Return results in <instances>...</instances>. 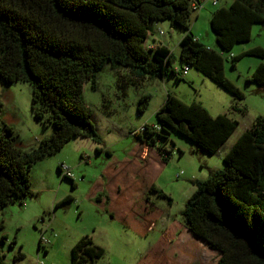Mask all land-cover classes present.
<instances>
[{
    "label": "trees",
    "instance_id": "1",
    "mask_svg": "<svg viewBox=\"0 0 264 264\" xmlns=\"http://www.w3.org/2000/svg\"><path fill=\"white\" fill-rule=\"evenodd\" d=\"M203 1L0 0V214L9 204L33 195L31 173L37 163L78 137L103 144L85 87L89 84L97 90L99 74L106 67L116 73L122 95L130 85L139 86L169 73L182 80L185 67L193 66L236 100L245 99L243 90L226 74L225 51L232 52L237 44L252 40L255 25L264 24V0H233L213 12L211 26L220 51L192 32L193 12ZM165 20L185 32L180 41L182 68L173 67L174 55L167 45L148 46L151 32H156L154 23ZM245 55L264 58V47L233 54L232 65ZM248 81L264 89V62ZM16 82L31 86L33 116L52 130L29 149L21 146L20 135L3 119L1 84ZM151 97L149 93L140 97L139 113L148 109ZM234 108L240 110L238 105ZM156 116L154 124L146 123L136 135L141 156L150 159L146 148H152L164 163L173 154V130L214 154L239 125L227 114L213 116L202 102L187 103L172 92ZM105 152L111 156L109 149ZM224 161V168L196 183L183 210L185 225L219 252L217 264H264V115L234 142ZM58 168L61 171V165ZM150 174L143 173L136 204L155 190ZM95 192L97 202L107 210L119 196L102 185ZM72 199L68 195L63 202ZM4 229L5 221L0 219V264H7L4 245L9 236ZM15 244L16 239L11 246ZM105 252L92 236L85 235L72 248L71 264H96ZM25 257L20 253L14 261Z\"/></svg>",
    "mask_w": 264,
    "mask_h": 264
},
{
    "label": "rangeland",
    "instance_id": "2",
    "mask_svg": "<svg viewBox=\"0 0 264 264\" xmlns=\"http://www.w3.org/2000/svg\"><path fill=\"white\" fill-rule=\"evenodd\" d=\"M232 1L219 0L214 5L212 0H204L193 12L192 32L219 51L211 17L217 8ZM153 27L156 32H151L149 40L154 36L162 40L174 55L173 67L182 68L180 41L184 30L170 20L158 21ZM159 29L163 34H159ZM256 46L264 47L263 24L255 26L250 42L237 44L232 52L225 51L226 74L246 96L240 101L193 66L182 80L169 73L164 78L147 79L139 86L130 85L125 95L117 88L114 71L110 67L101 71L98 89L87 84L85 97L111 156L79 140L68 143L46 163L34 166L33 195L23 202L9 204L0 214L5 221L4 233L9 236L4 245L7 264H16L14 258L20 253L26 255L20 260L23 264H71L72 248L85 235L92 236L106 250L96 264H158L160 255L161 264H217L219 252L185 229L183 210L197 188L196 183L224 168V158L234 142L253 126L257 117L264 115V89L248 81L264 58L245 55L236 66L232 65L233 54L240 55ZM1 91L4 121L14 127L23 142H29L43 130L32 113L31 86L23 82L2 83ZM168 92L187 103L200 101L213 116L227 114L239 125L214 154L173 130L171 159L155 167L150 159L141 156L142 145L136 132L146 123L157 121L156 113ZM145 93L151 94V101L148 109L139 113L138 102ZM104 103L111 111L109 116ZM63 162L72 168L75 188L72 180L59 171ZM151 165L156 169L152 180L155 190L136 204L135 193L141 190L143 173L150 171ZM101 185L111 195L119 193L111 209L97 202L95 190ZM68 195L73 199L64 203ZM43 234L51 240L48 253L44 245L39 248ZM14 239L15 248L11 246Z\"/></svg>",
    "mask_w": 264,
    "mask_h": 264
},
{
    "label": "crops",
    "instance_id": "3",
    "mask_svg": "<svg viewBox=\"0 0 264 264\" xmlns=\"http://www.w3.org/2000/svg\"><path fill=\"white\" fill-rule=\"evenodd\" d=\"M256 26V25H255ZM255 29V27L253 28V30ZM197 38H199L201 41H202V39H201V37L199 36V35H195ZM147 43H148V45H149V43H155L156 45H158V44H164V45H166L162 40H158V38L157 37H152V40H149L148 39V41H147ZM209 47H211V46H209ZM251 48H253V47H249V48H247V49H245L244 51H247V50H249V49H251ZM243 51V52H244ZM114 74L116 75V73L114 72ZM119 96V95H118ZM108 100L107 99H104V102H107ZM165 102V101H164ZM104 107L106 108V110H105V113L109 116V115H111V111L107 108V104L106 103H104ZM93 118H94V116H93ZM96 124V123H95ZM96 126H97V128H98V131H99V133L101 134V131H100V128H99V126L96 124ZM43 127V126H42ZM43 130H42V132L40 133V134H38V135H36L34 138H32V139H30V141L29 142H23V140H21V146L23 147V148H25V149H27L29 146H30V148L31 147H34V146H37L38 145V143L40 142V140L44 137V136H46V135H49L51 132H52V130L50 129V128H42ZM79 140H84V141H87L88 143H90V145L92 146V147H94L97 151H98V148H100V149H102V151H105V150H107V146H106V144L104 143V141H103V144H99V143H97V142H95V141H93L92 139H90V138H85V137H78V138H75V139H73L72 141H70V142H73V141H79ZM69 142V143H70ZM66 146V145H65ZM64 146V147H65ZM63 147V148H64ZM147 149V151L149 152V154H150V161L153 163V164H155V167L156 166H159L160 165V163H161V161H162V156H160V155H158L157 154V152L154 150V149H152V148H146ZM60 152V151H59ZM58 152V153H59ZM100 152V151H99ZM56 155V154H55ZM54 156V155H53ZM52 157V156H51ZM50 158V157H49ZM49 158H47V159H49ZM47 159H45V160H43V161H41V162H39V163H46V161H48ZM39 163H37V164H39ZM63 163H65V162H63ZM59 164V163H58ZM62 163H60L59 165H61ZM155 167H153L152 165H151V167H150V177H149V182H151L152 180H153V174H154V172H155ZM61 172V171H60ZM62 173V172H61ZM71 180H73L74 182H75V178L74 179H71ZM76 184V183H75ZM66 198V197H65ZM73 198V197H72ZM185 229H187L188 231H189V229L187 228V227H185ZM41 241V240H40ZM41 243V242H40ZM16 245L17 244H15L13 247L15 248L16 247ZM41 248H42V244H41ZM46 253H48V247H46ZM161 256V255H160ZM159 256V257H160ZM161 258V257H160ZM16 264H23V261L22 262H20V261H17V262H15Z\"/></svg>",
    "mask_w": 264,
    "mask_h": 264
},
{
    "label": "built area",
    "instance_id": "4",
    "mask_svg": "<svg viewBox=\"0 0 264 264\" xmlns=\"http://www.w3.org/2000/svg\"><path fill=\"white\" fill-rule=\"evenodd\" d=\"M214 5H217L219 3V0H212ZM159 34H163V30L159 29ZM189 67L186 66L185 69L183 70V75L186 76L189 73ZM61 172L64 177L69 178V179H74V173L72 171V168L66 164L62 163L61 164ZM51 243V240L46 238L45 235L43 234L41 237V244L44 245V247H48ZM42 263V262H41Z\"/></svg>",
    "mask_w": 264,
    "mask_h": 264
},
{
    "label": "water",
    "instance_id": "5",
    "mask_svg": "<svg viewBox=\"0 0 264 264\" xmlns=\"http://www.w3.org/2000/svg\"><path fill=\"white\" fill-rule=\"evenodd\" d=\"M264 25V24H263Z\"/></svg>",
    "mask_w": 264,
    "mask_h": 264
}]
</instances>
